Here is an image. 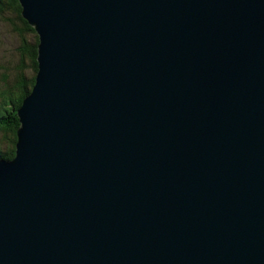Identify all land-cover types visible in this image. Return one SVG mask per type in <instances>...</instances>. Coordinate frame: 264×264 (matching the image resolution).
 Here are the masks:
<instances>
[{
	"label": "water",
	"instance_id": "95a60500",
	"mask_svg": "<svg viewBox=\"0 0 264 264\" xmlns=\"http://www.w3.org/2000/svg\"><path fill=\"white\" fill-rule=\"evenodd\" d=\"M19 2L0 264H264V0Z\"/></svg>",
	"mask_w": 264,
	"mask_h": 264
},
{
	"label": "trees",
	"instance_id": "16d2710c",
	"mask_svg": "<svg viewBox=\"0 0 264 264\" xmlns=\"http://www.w3.org/2000/svg\"><path fill=\"white\" fill-rule=\"evenodd\" d=\"M0 15L4 17L11 15L12 19H6L10 22L15 19L18 21V29L15 30L20 36L21 30L19 29L23 28L20 41L22 46L17 50L18 61L15 63L16 70L14 72L16 92L4 89L0 94V158L12 160L15 157L17 131L20 127L17 111L21 108L25 98L32 92L38 72L39 37L34 28L23 18L19 0H0ZM6 88H9L7 83Z\"/></svg>",
	"mask_w": 264,
	"mask_h": 264
},
{
	"label": "rangeland",
	"instance_id": "374dc122",
	"mask_svg": "<svg viewBox=\"0 0 264 264\" xmlns=\"http://www.w3.org/2000/svg\"><path fill=\"white\" fill-rule=\"evenodd\" d=\"M10 16L4 17L0 15V94L4 89L13 93L16 92V80L14 79L15 63L18 61L16 58L17 50L22 46L20 41L22 40L23 28L19 29L21 30L20 36L15 30L16 28L18 29V21L16 19L12 22L6 20L7 18L12 19ZM6 83L9 88H6Z\"/></svg>",
	"mask_w": 264,
	"mask_h": 264
}]
</instances>
